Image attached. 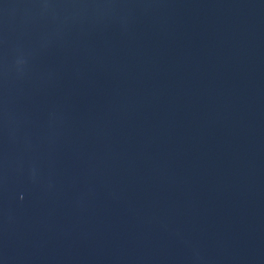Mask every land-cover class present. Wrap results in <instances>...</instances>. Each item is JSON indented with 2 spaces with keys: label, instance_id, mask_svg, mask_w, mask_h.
<instances>
[{
  "label": "water",
  "instance_id": "water-1",
  "mask_svg": "<svg viewBox=\"0 0 264 264\" xmlns=\"http://www.w3.org/2000/svg\"><path fill=\"white\" fill-rule=\"evenodd\" d=\"M0 264H264V0H0Z\"/></svg>",
  "mask_w": 264,
  "mask_h": 264
}]
</instances>
